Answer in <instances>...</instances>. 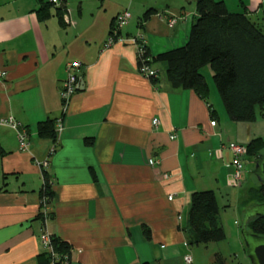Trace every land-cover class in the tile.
<instances>
[{"label": "crops", "instance_id": "0c3cea01", "mask_svg": "<svg viewBox=\"0 0 264 264\" xmlns=\"http://www.w3.org/2000/svg\"><path fill=\"white\" fill-rule=\"evenodd\" d=\"M242 4L227 3L231 11L264 19V0ZM41 5L0 0V73L6 72L0 117L13 115L29 132L22 150L17 132L0 125V264H41L44 233L69 242L72 264H185L186 255L193 264L191 195L212 189L218 197L243 187L233 183L228 143L264 137V117L231 120L212 69H202L209 84L204 99L173 86L164 62L151 63L157 78L141 75L137 47L107 41L113 19L128 9L132 17L121 35L141 34L151 58L182 46L196 0H63L70 22L57 6L42 19ZM148 9L154 11L143 20ZM173 15L178 19L170 27ZM72 60L81 62L84 88L63 112L60 88ZM59 117L63 131L54 140L41 137L38 122L57 124ZM151 158L158 162L151 165ZM45 172L53 190L47 214Z\"/></svg>", "mask_w": 264, "mask_h": 264}, {"label": "trees", "instance_id": "16d2710c", "mask_svg": "<svg viewBox=\"0 0 264 264\" xmlns=\"http://www.w3.org/2000/svg\"><path fill=\"white\" fill-rule=\"evenodd\" d=\"M39 15L46 19L55 5L41 0ZM62 20L66 6L55 7ZM153 9H148L142 19L146 20ZM115 18L111 25L112 33ZM145 58L149 56L148 49ZM141 62V60L139 61ZM164 62L166 74L173 86L195 91L204 99L209 97V84L202 72L209 65L213 79L225 109L231 120L253 122L264 117V30L253 20L246 9L231 11L224 0H196V16L191 26L188 41L153 56L149 63ZM155 79V78H152ZM213 117L216 112L213 109ZM56 119L38 122V133L43 138H56ZM92 139H89L90 143ZM248 160L263 151L264 138L256 137L247 144ZM1 148V147H0ZM42 198L52 201L53 190L49 174L45 172ZM260 192L264 201V184L253 189ZM220 206L214 190L194 191L191 195L188 226L193 233L191 245L223 241L226 232L219 220ZM249 229L264 235V218L254 217L248 222ZM55 255L45 250L41 264H72V247L68 241L52 235ZM143 264H151L148 261ZM208 264H228L221 253Z\"/></svg>", "mask_w": 264, "mask_h": 264}, {"label": "built area", "instance_id": "2783aa9c", "mask_svg": "<svg viewBox=\"0 0 264 264\" xmlns=\"http://www.w3.org/2000/svg\"><path fill=\"white\" fill-rule=\"evenodd\" d=\"M48 1L52 2L55 6H62L63 4V0H48ZM68 14H69V10L67 9L65 10V14H64V19L66 22L71 21ZM131 17L132 14L128 9H125L116 15L115 24L112 33L110 34V37L107 41V44L112 43L115 40L134 44L137 47L139 60H141L139 64V73L148 78H157L159 70L157 68H153L151 66V63H149V61L151 60L150 56H147L146 58L144 56L148 49L147 41L145 40V38L141 34L128 35V36L121 35L122 28L128 24ZM177 19L178 16L173 15L171 20L169 21V26L170 27L174 26ZM80 67H81V62L79 60H72L67 62L66 64V77L63 80L62 86L60 88V98L62 101L63 112L67 110V107L72 97L80 89V84H81ZM0 74L1 76H3L6 74V72L2 71ZM158 123H159V118L158 117L154 118L153 124L158 125ZM212 123L215 125L216 120H213ZM0 125H7L13 128L17 132L20 148L22 150L28 149V137H29L28 128L19 119H17L13 115L0 117ZM63 129H64V125L62 123V118L59 117L57 119L56 132L59 134L63 131ZM171 138H175V134L171 135ZM228 148L232 154L231 164L235 167V171L232 175L233 183L239 186L243 183V177L246 173V164L249 161L247 145L245 143L231 141L228 143ZM149 162L151 165H155L158 161L154 158H151ZM37 164L43 167H47L49 161L40 160L37 161ZM165 176L168 177V174H166ZM169 198L172 199L173 197L169 196ZM41 200H42L43 211L45 214H47L48 199L41 197ZM41 240L45 250L55 255L51 235L49 233H44L42 235ZM191 263H192V256L186 255L185 264H191Z\"/></svg>", "mask_w": 264, "mask_h": 264}, {"label": "rangeland", "instance_id": "374dc122", "mask_svg": "<svg viewBox=\"0 0 264 264\" xmlns=\"http://www.w3.org/2000/svg\"><path fill=\"white\" fill-rule=\"evenodd\" d=\"M242 1L227 0V3L229 7L237 4L243 6ZM105 4L103 5L104 7ZM130 12L132 13L131 10ZM258 17L253 16V19L260 21L264 25L263 16L260 15V18ZM124 27L126 29L127 25ZM203 68L204 73L205 71L211 70L209 65ZM246 168L248 172L247 176L245 177L244 175L243 183L239 185V187L243 186L242 188L226 189L218 194V203L220 206L219 220L225 228L226 238L223 241L211 242L207 245H192V252L195 255V262L193 264L212 263L215 260V253H221L226 258L228 264H252L247 254L242 230L246 221L247 210L250 206L260 203L263 199H260V192L253 193V189L259 188L261 184L257 175L254 173V161H248Z\"/></svg>", "mask_w": 264, "mask_h": 264}, {"label": "water", "instance_id": "95a60500", "mask_svg": "<svg viewBox=\"0 0 264 264\" xmlns=\"http://www.w3.org/2000/svg\"><path fill=\"white\" fill-rule=\"evenodd\" d=\"M84 88L83 83L80 89ZM254 173L257 175L259 182L264 184V151L254 157ZM264 218V201L256 203L247 210L246 221L243 228V235L246 244L247 254L252 264H264V235L252 232L248 227L251 218Z\"/></svg>", "mask_w": 264, "mask_h": 264}]
</instances>
